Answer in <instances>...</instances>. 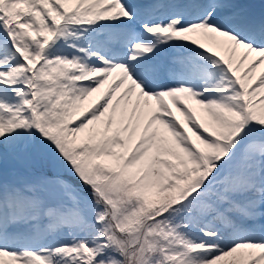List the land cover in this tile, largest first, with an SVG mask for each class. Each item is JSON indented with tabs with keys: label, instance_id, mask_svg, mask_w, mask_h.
<instances>
[{
	"label": "snow or ice",
	"instance_id": "obj_1",
	"mask_svg": "<svg viewBox=\"0 0 264 264\" xmlns=\"http://www.w3.org/2000/svg\"><path fill=\"white\" fill-rule=\"evenodd\" d=\"M0 264H264V0H0Z\"/></svg>",
	"mask_w": 264,
	"mask_h": 264
}]
</instances>
